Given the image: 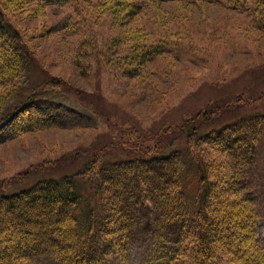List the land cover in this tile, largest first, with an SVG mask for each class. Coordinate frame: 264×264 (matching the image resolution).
I'll return each mask as SVG.
<instances>
[{"label": "rangeland", "instance_id": "1", "mask_svg": "<svg viewBox=\"0 0 264 264\" xmlns=\"http://www.w3.org/2000/svg\"><path fill=\"white\" fill-rule=\"evenodd\" d=\"M2 3L31 56L35 82L45 79L42 89L57 87L84 124L25 131L0 142V188L75 171L97 150L121 158L140 145L173 146L184 122L189 127L210 118L204 120L210 127L250 115L264 118V25L250 14V2L245 8L228 0ZM64 20L69 25L59 27ZM159 44L163 49L139 70L128 64L135 52L146 55ZM6 88L0 86L1 111L15 101ZM210 152L216 171L226 159ZM256 155L251 189L264 233V134ZM229 194L237 196L226 186L217 202L224 204ZM245 244L250 249L242 257L245 264H255L252 255L264 260V247ZM53 262L52 255L40 254L34 264Z\"/></svg>", "mask_w": 264, "mask_h": 264}, {"label": "trees", "instance_id": "2", "mask_svg": "<svg viewBox=\"0 0 264 264\" xmlns=\"http://www.w3.org/2000/svg\"><path fill=\"white\" fill-rule=\"evenodd\" d=\"M70 1L29 0L41 7ZM228 1L242 8L250 2V14L264 25V0ZM5 14L0 0V86L15 97L0 110V142L25 131L84 124L57 87L35 82L31 56ZM160 47L135 52L128 64L139 70ZM27 84L36 87L23 93ZM209 119L189 127L184 122L180 142L170 147L140 145L121 158L97 150L75 171L0 188V264H34L40 254L52 255L53 264H245L246 241L264 247L250 177L264 118L205 127ZM210 150L226 159L216 171ZM226 186L237 196L219 203ZM252 257L264 264L260 255Z\"/></svg>", "mask_w": 264, "mask_h": 264}]
</instances>
